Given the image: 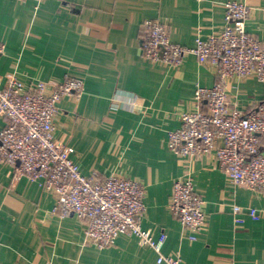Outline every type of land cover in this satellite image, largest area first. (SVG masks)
Segmentation results:
<instances>
[{
    "label": "crops",
    "instance_id": "1",
    "mask_svg": "<svg viewBox=\"0 0 264 264\" xmlns=\"http://www.w3.org/2000/svg\"><path fill=\"white\" fill-rule=\"evenodd\" d=\"M228 1L250 7L247 31L264 43V0H0V82L14 74L27 84L84 82L80 97L58 103L55 139L84 174L140 181L141 226L154 239L165 233L163 254L180 256L181 264H264V191L232 184L211 154L192 160L168 147V132L194 108L196 87L218 82L216 69L195 55L170 67L142 54L146 20L160 21L173 43L193 47L199 35H219ZM226 87L230 108L245 115L264 100L256 76ZM6 122L0 117V131ZM187 174L207 213L195 241L169 208L174 181ZM57 200L41 181L0 161V264H159L155 250L132 235L104 249L86 242V223L54 213Z\"/></svg>",
    "mask_w": 264,
    "mask_h": 264
},
{
    "label": "built area",
    "instance_id": "2",
    "mask_svg": "<svg viewBox=\"0 0 264 264\" xmlns=\"http://www.w3.org/2000/svg\"><path fill=\"white\" fill-rule=\"evenodd\" d=\"M223 7L225 25L219 35H199L193 47L173 43L160 21L146 20L142 54L150 63L170 67H179L186 56L195 55L201 64L216 69L218 82L196 87L194 108L183 112L181 126L168 132V147L192 160L211 154L232 184L264 191V100L245 115L230 108L226 87L232 79L251 76L264 86V43L247 31L248 5L228 1ZM4 50L0 42V53ZM83 90L84 82L73 77L55 84H27L14 74L5 84L0 82V117L7 121L0 131V161L16 166L17 175L27 174L54 192L58 198L54 213L74 214L84 221L85 240L98 249L114 245L127 234L154 249L159 264H181L180 256L163 254L165 233L154 239L141 226L145 188L140 181L96 171L84 174L71 149L55 139L58 103L66 96L80 97ZM169 208L188 238L197 240L207 225V213L191 174L174 181Z\"/></svg>",
    "mask_w": 264,
    "mask_h": 264
}]
</instances>
